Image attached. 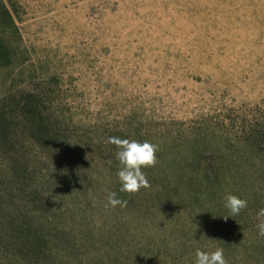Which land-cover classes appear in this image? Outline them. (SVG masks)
I'll list each match as a JSON object with an SVG mask.
<instances>
[{
    "label": "rangeland",
    "instance_id": "rangeland-1",
    "mask_svg": "<svg viewBox=\"0 0 264 264\" xmlns=\"http://www.w3.org/2000/svg\"><path fill=\"white\" fill-rule=\"evenodd\" d=\"M11 1L23 54L0 68V98L41 95L68 146L49 155L25 141L42 202L21 211L45 247L34 261L0 247V264H145L158 217L186 203L153 199L151 171V187L106 207L122 167L109 137L148 141L158 154L191 143L221 150L231 168L264 169L253 156L264 147L251 142L264 133V0Z\"/></svg>",
    "mask_w": 264,
    "mask_h": 264
},
{
    "label": "trees",
    "instance_id": "trees-1",
    "mask_svg": "<svg viewBox=\"0 0 264 264\" xmlns=\"http://www.w3.org/2000/svg\"><path fill=\"white\" fill-rule=\"evenodd\" d=\"M14 12L13 1L0 0L2 69L13 66L17 55L23 54ZM257 134L259 137L253 136L251 142L261 149L264 133ZM25 141L37 145L45 154L66 155L68 139L48 114L42 96L30 91H8L0 98V247L34 261L43 253L44 239L33 216L21 209H36L42 201L30 188L32 172L24 151ZM262 151L253 152V156L264 157ZM156 158L154 167L144 168L146 176L151 171L157 173L161 187L152 191L151 197L160 203L178 199L186 205L181 209L169 207V211L165 208L158 217L157 228L151 234L159 243L147 248L145 264H155L154 250L159 252L160 264H196L197 250L210 253L216 248L224 250L228 264H239L240 252L254 259L250 264H264V237L257 229V213L264 208V169L250 172L231 168L221 150L209 152L200 145L192 148L191 143L183 151L157 152ZM120 187L116 177L107 195L116 192L126 198L127 193L120 192ZM227 194L246 200L247 208L233 216L225 207Z\"/></svg>",
    "mask_w": 264,
    "mask_h": 264
},
{
    "label": "clouds",
    "instance_id": "clouds-1",
    "mask_svg": "<svg viewBox=\"0 0 264 264\" xmlns=\"http://www.w3.org/2000/svg\"><path fill=\"white\" fill-rule=\"evenodd\" d=\"M107 142L118 149L116 158L122 166L117 173L121 183L119 191L135 194L141 188L147 189L151 187L142 169L156 165L158 146L148 141L137 142L119 137H109ZM117 206L126 207L127 201L118 198L116 192L109 193L106 207L115 209ZM225 207L233 216L239 215L243 209L247 208V201L235 195L227 194L225 196ZM224 218L227 219L228 217ZM257 219L260 221L257 225L258 234L264 237V208L257 213ZM195 255L196 264H228L224 258V250L222 248H216L215 251L210 253L197 250Z\"/></svg>",
    "mask_w": 264,
    "mask_h": 264
}]
</instances>
